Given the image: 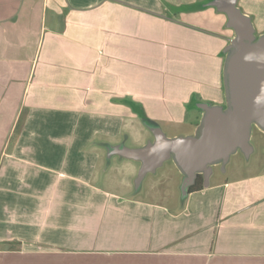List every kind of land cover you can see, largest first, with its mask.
Segmentation results:
<instances>
[{
	"label": "crops",
	"instance_id": "crops-1",
	"mask_svg": "<svg viewBox=\"0 0 264 264\" xmlns=\"http://www.w3.org/2000/svg\"><path fill=\"white\" fill-rule=\"evenodd\" d=\"M210 1L0 0V264H264V164L185 195L172 161L149 200L114 151L138 107L194 135L224 105L235 34ZM238 7L263 35L264 0Z\"/></svg>",
	"mask_w": 264,
	"mask_h": 264
},
{
	"label": "water",
	"instance_id": "water-1",
	"mask_svg": "<svg viewBox=\"0 0 264 264\" xmlns=\"http://www.w3.org/2000/svg\"><path fill=\"white\" fill-rule=\"evenodd\" d=\"M227 17L234 38L226 49L224 67L225 106L199 103L204 115L194 135L169 137L160 127L150 128L154 140L139 148L116 146L114 151L141 167L135 181L139 188L146 176L156 173L173 159L183 175L181 189L188 194L198 174L208 185L214 168L225 169L241 151L247 158L254 152L253 127L264 131V34L258 36L252 18L238 7V0H212Z\"/></svg>",
	"mask_w": 264,
	"mask_h": 264
},
{
	"label": "rangeland",
	"instance_id": "rangeland-1",
	"mask_svg": "<svg viewBox=\"0 0 264 264\" xmlns=\"http://www.w3.org/2000/svg\"><path fill=\"white\" fill-rule=\"evenodd\" d=\"M212 9V14H210L212 25H216L220 19H216L217 17H224L226 16L224 13H220L216 7L211 6ZM215 19H212L214 18ZM226 18V17H225ZM226 103H224L225 106ZM141 116L138 117V119L134 120L133 122L130 121L129 119L127 120L123 132L120 133V136L115 139L116 144H121L124 147H129V148H139L147 145L150 141L154 140V135L153 131L146 126L140 118ZM65 127L63 130H65ZM191 128L189 126H184L181 129H178V131H166L165 133L169 136L172 137V135L179 133L181 134L180 136H186L182 135L186 132H191ZM56 137H53V141L56 139L61 140L62 138L64 139V144H66L68 137V132L67 135L64 137L59 134ZM42 139V138H41ZM44 140V139H43ZM103 141V140H102ZM62 144V143H61ZM251 144L254 148V152L252 155L247 158L241 151L236 153L231 157V160L229 163L226 165V168H220V171L222 172L221 174L224 177H235L239 175H243L245 173H248L250 171H258L261 167V164L258 163H263L264 164V131L256 127V129L253 130L252 137H251ZM99 145V144H98ZM174 161L173 159L169 160L164 167H161L157 173H150L148 177L143 181L141 186L138 189H141V197H144L149 200H156L159 197L163 196L166 190L174 191L176 189V184L173 183L171 180V177H168L165 181L159 183V187L153 191L150 192L151 188V182L154 180L156 181L155 178H157L158 173H162L164 169L168 167V165H171ZM226 174V175H225ZM219 177V175H218ZM177 191V190H176ZM180 193L183 194L182 189L180 188L179 190Z\"/></svg>",
	"mask_w": 264,
	"mask_h": 264
},
{
	"label": "trees",
	"instance_id": "trees-1",
	"mask_svg": "<svg viewBox=\"0 0 264 264\" xmlns=\"http://www.w3.org/2000/svg\"><path fill=\"white\" fill-rule=\"evenodd\" d=\"M137 112L140 114V116H141V118H142V120L146 126H148L150 128H154V127L159 126L158 123H156L155 121H152L151 119H149L147 117V115L145 114L144 110L141 107H138ZM203 185H204V176L202 174H198L195 178L194 184L190 187L189 191L192 192L195 190H199L202 188Z\"/></svg>",
	"mask_w": 264,
	"mask_h": 264
},
{
	"label": "flooded vegetation",
	"instance_id": "flooded-vegetation-1",
	"mask_svg": "<svg viewBox=\"0 0 264 264\" xmlns=\"http://www.w3.org/2000/svg\"><path fill=\"white\" fill-rule=\"evenodd\" d=\"M256 129V126L253 127V130ZM258 164H263V163H258ZM218 168V167H217Z\"/></svg>",
	"mask_w": 264,
	"mask_h": 264
}]
</instances>
